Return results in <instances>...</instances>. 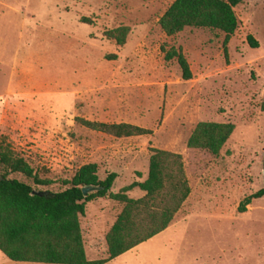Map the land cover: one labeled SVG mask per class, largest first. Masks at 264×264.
I'll use <instances>...</instances> for the list:
<instances>
[{"label":"rangeland","instance_id":"rangeland-1","mask_svg":"<svg viewBox=\"0 0 264 264\" xmlns=\"http://www.w3.org/2000/svg\"><path fill=\"white\" fill-rule=\"evenodd\" d=\"M175 0H0V142L51 180L58 192L84 165L116 194L148 176L150 148L182 157L190 195L171 225L107 264H264V1L234 8L225 35L185 29L167 37L159 20ZM126 27L124 45L104 36ZM251 37L257 43L252 48ZM180 50L192 74L181 77L166 52ZM77 119L129 124L149 136L116 138ZM200 122L235 130L218 156L190 150ZM127 195L143 197L138 189ZM122 205L86 204L80 226L89 261L107 257L105 235ZM0 264L9 261L0 253Z\"/></svg>","mask_w":264,"mask_h":264},{"label":"trees","instance_id":"trees-1","mask_svg":"<svg viewBox=\"0 0 264 264\" xmlns=\"http://www.w3.org/2000/svg\"><path fill=\"white\" fill-rule=\"evenodd\" d=\"M244 1L175 0L158 24L167 37L189 28L219 31L225 35L223 44L226 46L238 28L234 8ZM128 33V28L119 27L105 31L104 36L122 46ZM248 42L252 48L258 47L251 37ZM165 60H176L182 79L191 80L189 64L180 50L166 52ZM77 121L92 131L116 138L152 134L150 130L129 124ZM234 130L231 123L200 122L191 133L187 148L218 156ZM149 150L148 176L144 182H134L113 194L110 190L117 174L110 173L100 180L97 165L88 164L70 180L61 181L63 190L54 192L35 189L48 187L53 182L41 179L9 144L0 142V253L20 264H107L165 231L191 191L181 155L154 148ZM11 175L21 176L34 187L10 178ZM84 187L96 190L84 196ZM134 189L144 193L143 197L130 198L127 193ZM263 197L264 188L245 198L238 207L239 213H245L253 200ZM105 198L121 204L122 210L105 235L107 257L89 261L80 217L85 215L87 203Z\"/></svg>","mask_w":264,"mask_h":264},{"label":"water","instance_id":"water-1","mask_svg":"<svg viewBox=\"0 0 264 264\" xmlns=\"http://www.w3.org/2000/svg\"><path fill=\"white\" fill-rule=\"evenodd\" d=\"M96 189L92 188V187H84L82 188V193L84 196H87L89 193L94 192ZM33 194H35V192H33Z\"/></svg>","mask_w":264,"mask_h":264},{"label":"crops","instance_id":"crops-1","mask_svg":"<svg viewBox=\"0 0 264 264\" xmlns=\"http://www.w3.org/2000/svg\"><path fill=\"white\" fill-rule=\"evenodd\" d=\"M2 254V253H1ZM3 255V254H2ZM4 256V255H3Z\"/></svg>","mask_w":264,"mask_h":264}]
</instances>
